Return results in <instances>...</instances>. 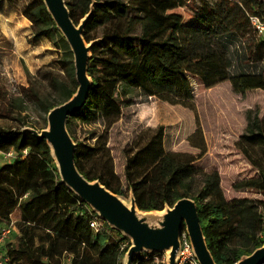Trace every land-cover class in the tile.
<instances>
[{
  "label": "trees",
  "instance_id": "obj_1",
  "mask_svg": "<svg viewBox=\"0 0 264 264\" xmlns=\"http://www.w3.org/2000/svg\"><path fill=\"white\" fill-rule=\"evenodd\" d=\"M151 1L152 4L149 0H66L76 23L95 2L84 32L87 42L95 41L88 67L93 84L86 105L69 117L67 126L74 140L78 123L93 124L102 116L111 124L135 95L157 96L172 104L191 101V78L208 85L230 78L243 90H264V37L255 30L256 39L246 42L245 51L235 59L194 63L217 54L228 34L253 29L252 16L264 21V0H218L217 4L202 0L198 19L204 27H194L183 34L179 20L168 10L184 6L187 0ZM22 14L31 21L35 37L56 36L55 43L64 44V57L58 62L74 82L72 89L62 93L64 103L78 87L73 53L44 0H30ZM48 76L56 78L52 71ZM22 92L27 97H38L31 86ZM25 103L19 98L14 107L23 113ZM60 104H50L47 112ZM253 128L251 135L243 138L264 147V129L257 122ZM164 135V129L159 127L127 157L126 177L139 210H163L181 198L191 197L197 203L207 244L219 264H235L263 246L264 198L226 199L219 172H200L193 160L182 153L167 152ZM77 144L76 165L80 172L88 180H99L122 195L105 178L107 166L101 172L84 169L86 161L95 165L96 148ZM105 144L106 140L100 145ZM80 145L85 149L81 150ZM10 150L26 153L0 167V234L7 227L12 228L9 235L19 231L16 240H9L8 235L0 246L10 264H120V255L129 248L124 244L127 236L104 220L98 230L91 226L98 214L61 181L48 142L23 128L0 127V151ZM243 154L259 175L242 181L240 187L264 196V160L246 151ZM18 207L22 208V218L13 223L12 215ZM134 264L161 263L155 261L154 253L142 252Z\"/></svg>",
  "mask_w": 264,
  "mask_h": 264
},
{
  "label": "rangeland",
  "instance_id": "obj_2",
  "mask_svg": "<svg viewBox=\"0 0 264 264\" xmlns=\"http://www.w3.org/2000/svg\"><path fill=\"white\" fill-rule=\"evenodd\" d=\"M29 1L0 0V127L15 130L28 126L39 130L46 128L49 113L46 107L62 103V93L74 87L72 75L58 62L64 57V44L59 42L57 45L55 36L49 40L56 49L42 48L39 43L41 38L34 36L31 21L22 14L24 5ZM209 1L219 3L218 0ZM201 3L202 0H187L184 6L178 5L168 10L179 20L181 34L188 33L194 27H204L198 19ZM254 39V28L228 34L218 46L217 54L194 63L235 59L245 51V43ZM66 45L70 48L67 41ZM49 71L55 73V81L48 76ZM191 82L194 98L189 102L172 104L157 96L135 95L131 103L123 106L120 115L113 117L115 121L111 124L102 116L93 124L78 123L74 130L75 142L96 148L93 154L95 165L86 161L83 163L84 169L101 172L107 166L109 169L105 170V178L113 189L119 188L122 191L120 196L130 203L127 157L162 127L165 150L190 158L200 172L218 171L226 199H263L261 193L240 187V184L259 175L243 151L264 160V147L243 138L251 135L255 129L254 122L264 129V90H243L230 78L210 85L198 78H191ZM29 86L37 92V98L27 97L22 92L24 87ZM19 98L26 102L23 113L14 107V102ZM105 140V146L100 145ZM80 149L84 150V145H80ZM25 154L14 150L0 151V167ZM55 165L58 168L56 161ZM18 232L15 230L9 235V240H16ZM183 233L189 237L186 227ZM127 238L124 244L130 247L132 242ZM261 238L264 240V235ZM147 253H154L157 263L168 264L169 251ZM126 259V252L123 251L119 257L120 264H125Z\"/></svg>",
  "mask_w": 264,
  "mask_h": 264
},
{
  "label": "water",
  "instance_id": "obj_3",
  "mask_svg": "<svg viewBox=\"0 0 264 264\" xmlns=\"http://www.w3.org/2000/svg\"><path fill=\"white\" fill-rule=\"evenodd\" d=\"M57 28L64 36L74 56L76 93L66 102L53 107L48 113V125L44 129L24 127L39 139H45L52 148L62 182L79 198L96 210L110 226L131 239L125 264H134L135 257L144 251H169L168 264H176L180 237L184 227L192 242L199 264H219L206 240L198 206L192 198L179 199L174 206L159 211L139 210L136 198L131 193L130 203L112 192L99 180H88L76 165L78 144L68 130L69 117L86 105L93 80L88 67L95 41L87 42L85 29L93 13L94 4L79 23L72 17L66 0H44ZM235 264H264V245L250 255L243 256Z\"/></svg>",
  "mask_w": 264,
  "mask_h": 264
},
{
  "label": "built area",
  "instance_id": "obj_4",
  "mask_svg": "<svg viewBox=\"0 0 264 264\" xmlns=\"http://www.w3.org/2000/svg\"><path fill=\"white\" fill-rule=\"evenodd\" d=\"M251 23L258 36L264 37V21L257 16H252ZM87 205L90 207L91 211L98 214V216L91 222V226L95 230H98L102 226L101 220L103 219L100 217L99 213L94 210L92 206H90L89 204ZM11 229V227H7L2 230L0 234V246L10 234ZM0 264H10L9 256H7L3 251H0ZM176 264H199L194 252L192 242L186 233H182L180 237V248L176 256Z\"/></svg>",
  "mask_w": 264,
  "mask_h": 264
},
{
  "label": "crops",
  "instance_id": "obj_5",
  "mask_svg": "<svg viewBox=\"0 0 264 264\" xmlns=\"http://www.w3.org/2000/svg\"><path fill=\"white\" fill-rule=\"evenodd\" d=\"M30 25H32L31 22H30ZM39 43H40L41 47L44 49H51L53 47H54V49H56V47L54 46V43L51 40H49V38L41 37V39L39 40ZM14 216H15V218H14ZM21 218H22V208L18 207L17 210L12 215V221H13V223H16V222L20 221Z\"/></svg>",
  "mask_w": 264,
  "mask_h": 264
}]
</instances>
